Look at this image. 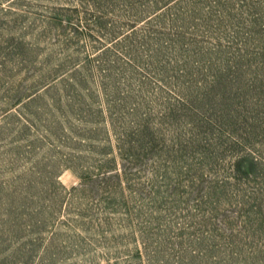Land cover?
<instances>
[{"label": "rangeland", "instance_id": "rangeland-1", "mask_svg": "<svg viewBox=\"0 0 264 264\" xmlns=\"http://www.w3.org/2000/svg\"><path fill=\"white\" fill-rule=\"evenodd\" d=\"M0 264H264V0H0Z\"/></svg>", "mask_w": 264, "mask_h": 264}]
</instances>
